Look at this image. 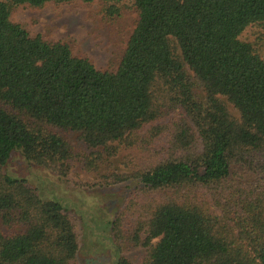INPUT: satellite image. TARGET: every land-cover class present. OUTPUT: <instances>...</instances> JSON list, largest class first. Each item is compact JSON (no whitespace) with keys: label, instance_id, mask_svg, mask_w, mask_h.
I'll list each match as a JSON object with an SVG mask.
<instances>
[{"label":"trees","instance_id":"1","mask_svg":"<svg viewBox=\"0 0 264 264\" xmlns=\"http://www.w3.org/2000/svg\"><path fill=\"white\" fill-rule=\"evenodd\" d=\"M126 1L137 21L113 72L11 19L80 2L110 20ZM249 27L264 39V0H0V264H76L80 244L74 204L7 173L13 156L64 182L120 151L132 171L103 186L140 187L81 222L112 264H132L123 246L145 250L140 264H264V58Z\"/></svg>","mask_w":264,"mask_h":264},{"label":"rangeland","instance_id":"2","mask_svg":"<svg viewBox=\"0 0 264 264\" xmlns=\"http://www.w3.org/2000/svg\"><path fill=\"white\" fill-rule=\"evenodd\" d=\"M124 6L121 15L110 20L103 18L100 3L86 5L80 2L47 4L40 9L21 6L12 13L11 19L15 23L25 25L31 36L39 34L48 41L69 43L74 56L88 59L98 70L113 72L120 62L137 21V14L130 2L126 1ZM258 29L249 27L242 34L241 39L254 43V47L264 58V39ZM187 72L191 75L188 70ZM197 92L202 96L199 90ZM228 109L232 115L237 116L230 105ZM65 136L77 151L86 153L89 157L95 151L87 149L78 140L76 133H67ZM130 158L129 152L120 151L117 156L110 159L109 163L108 161L101 163L98 166L99 170L91 169V171H83L81 166L76 164L70 173V178L64 182H59L55 176L41 168L29 169L19 156L11 158L6 172L30 179L46 198H62L63 203L69 207L74 204V209H68L73 210L77 223L80 222V244L76 264H112L114 253L108 246V239L102 236L101 229L98 228L100 234L88 236L81 222L88 220L89 216L99 222L100 218L110 215V212L118 206L122 209L125 198L134 189L140 187L132 180L110 187L103 186L104 183H109L110 171L113 169L118 174H129L132 171ZM136 159L138 165L143 166L144 161L137 157ZM74 183H78L80 187L77 184L79 188L76 187ZM144 254L145 250L142 248L123 246V255L132 264H140Z\"/></svg>","mask_w":264,"mask_h":264}]
</instances>
